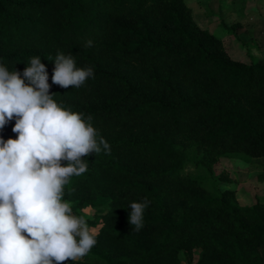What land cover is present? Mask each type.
Masks as SVG:
<instances>
[{
	"label": "trees",
	"instance_id": "trees-1",
	"mask_svg": "<svg viewBox=\"0 0 264 264\" xmlns=\"http://www.w3.org/2000/svg\"><path fill=\"white\" fill-rule=\"evenodd\" d=\"M61 52L93 68L80 88L52 83ZM32 57L53 99L91 116L111 149L65 186L97 241L65 264H181L196 249L199 264H264V201L241 204L214 178L222 158L264 157L263 62L234 59L186 0H0V64L22 74ZM145 200L137 232L129 205Z\"/></svg>",
	"mask_w": 264,
	"mask_h": 264
},
{
	"label": "clouds",
	"instance_id": "clouds-1",
	"mask_svg": "<svg viewBox=\"0 0 264 264\" xmlns=\"http://www.w3.org/2000/svg\"><path fill=\"white\" fill-rule=\"evenodd\" d=\"M93 75V68L77 67L72 54L61 52L54 60L52 83L62 88H80ZM48 79L39 57L30 58L22 74L0 64V129L15 119L16 134L0 138V264L79 261L97 243L64 199L65 186L88 170L85 157L111 149L103 137L97 139L91 116L85 119L53 99ZM149 203L129 205V223L137 232Z\"/></svg>",
	"mask_w": 264,
	"mask_h": 264
},
{
	"label": "rangeland",
	"instance_id": "rangeland-1",
	"mask_svg": "<svg viewBox=\"0 0 264 264\" xmlns=\"http://www.w3.org/2000/svg\"><path fill=\"white\" fill-rule=\"evenodd\" d=\"M197 23L223 39L229 54L238 60L264 63V0H186ZM233 29L240 40H237ZM193 174L198 175L193 168ZM264 157L246 161L240 157L222 158L215 165V181L221 189H233L241 204L264 201ZM86 207L84 213L100 219V213ZM95 231L96 229H92ZM200 250L183 254L181 264H199Z\"/></svg>",
	"mask_w": 264,
	"mask_h": 264
}]
</instances>
